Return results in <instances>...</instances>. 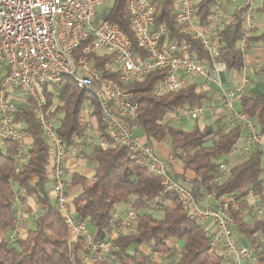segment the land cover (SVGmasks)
<instances>
[{
	"label": "built area",
	"instance_id": "built-area-1",
	"mask_svg": "<svg viewBox=\"0 0 264 264\" xmlns=\"http://www.w3.org/2000/svg\"><path fill=\"white\" fill-rule=\"evenodd\" d=\"M114 1L0 0V141L16 143L20 164L28 162L29 132L14 122L18 109L14 93L18 91L31 102L49 146L53 165L51 195L69 230L70 243L84 238L87 250L97 253V259H102L107 251L118 249L114 247V240L134 231L140 215L156 214L171 207L168 197L174 195L188 219L200 226L211 251L221 258L220 264H262L256 249L235 236L233 210L239 208L237 200L232 196L218 198L212 191L198 203L190 186L171 172L169 161L161 159L153 145L136 131L139 104L129 86L143 84L151 74L163 71L164 78L155 84L152 94L164 97L187 88L191 85L190 79L202 81L205 89L215 88L222 96L218 114L225 117L223 128L242 125L247 133L244 145L241 148L236 145L231 154L247 155L263 146L253 118L234 108L235 100L254 87L248 78V67L245 65L243 69L239 87L226 88L225 43L219 39L218 31L238 14L244 27L238 46L248 55L251 37L262 30L258 10L264 0H229L233 5L231 13L226 9L225 0H213L205 25L199 19L202 0H168L174 8L179 34L201 44L209 56L208 62L198 61L187 45L170 39L164 24L156 25L153 0H128L134 43L117 23L108 21L101 13L102 8ZM262 66L258 64L259 69ZM63 79L72 80L91 99L83 103L79 118L83 134L74 135L69 148L57 134V120L63 115L52 116L54 107L48 106L46 98V87ZM208 110L209 106L201 105L171 111L167 121L172 125L189 119L199 121ZM115 147L124 148L131 160L139 161L159 178L161 192L146 200L142 207L136 205L137 197L131 196L126 202L127 211L123 215L114 214L111 219L110 240L97 242L87 223L77 219L71 210L66 190L67 165L85 158L90 148L106 151ZM175 157L173 152L170 160H176ZM230 172L228 163H219L215 185L223 184ZM19 196L26 197L23 192ZM251 197L255 202L248 209L259 218L264 214V200L252 191L247 199ZM210 199L217 201V205L208 204ZM17 215L20 223L24 214L19 211ZM14 241L13 235L10 242ZM175 242L171 249L179 247ZM261 252H264V243ZM153 257L162 258L151 251L150 264H154ZM85 260L92 264L90 257Z\"/></svg>",
	"mask_w": 264,
	"mask_h": 264
},
{
	"label": "trees",
	"instance_id": "trees-1",
	"mask_svg": "<svg viewBox=\"0 0 264 264\" xmlns=\"http://www.w3.org/2000/svg\"><path fill=\"white\" fill-rule=\"evenodd\" d=\"M212 3L213 0H202L199 4L202 25L209 21ZM153 4L156 25L164 24L170 39L187 45L198 61L208 62L209 56L201 44L179 34L172 3L153 0ZM101 11L108 21L117 23L135 43L130 30L128 0H115ZM259 13L262 16V30L250 40L252 44H261L264 49V6ZM243 31L238 14L229 25L218 31L219 39L225 43L224 60L228 71L239 76L245 67V53L238 46ZM260 72L259 83L239 101L241 111L253 118L259 133L264 135V67ZM163 78L164 72L159 71L151 74L145 83H132L129 86L134 100L139 104V119L134 124L136 131L151 144L168 145L177 153L175 159L182 168L194 172L196 178L188 181V184L198 203H202L212 191L217 193L218 198L234 197L239 204V208L233 210L235 236L245 244L261 248L259 237L264 236V218L247 221L244 213L248 208L247 196L250 191L264 200V147L254 149L243 163L231 168L223 184L215 185L220 160L228 157L238 145L244 128L242 125L223 128L222 119L204 127L196 121L191 131L169 125L167 116L171 111L201 106L208 93L200 91L197 84H191L178 93L156 97L152 94L153 88ZM18 94V91L14 93L16 101ZM46 98L48 106L54 107L52 116L63 115L57 120V134L69 148L73 136L83 134L79 118L83 103L91 99L70 79L48 85ZM28 102L27 105L18 106L14 114V122L29 132L28 162L20 164L16 143L0 141V264H88L86 257L91 258L92 264H150L149 255L141 249L144 246L164 258L160 264H220L221 258L211 251L200 226L188 219L173 195L169 196L171 207L156 214L140 215L135 230L115 239L113 244L118 249L108 251L102 259H97V253L87 250L84 238L70 243L69 230L50 196L49 146L32 111L31 102ZM91 104L95 103L91 101ZM97 109L96 106V114ZM86 158L93 166L92 176L85 177L76 172L68 182V189L74 186L82 188L72 202V210L77 219L87 223L97 242L108 241L116 207L134 195L137 197L136 205L142 207L146 200L159 196L160 180L139 161L131 160L121 147L106 151L90 148ZM18 168L19 173H16ZM21 192L34 196L40 204L36 217L31 210L26 212L30 221L26 239L19 238L17 233V214L25 206L24 198L19 196ZM13 235L15 241L11 243ZM173 240L179 243V247L171 249ZM258 258L264 264V252Z\"/></svg>",
	"mask_w": 264,
	"mask_h": 264
},
{
	"label": "crops",
	"instance_id": "crops-1",
	"mask_svg": "<svg viewBox=\"0 0 264 264\" xmlns=\"http://www.w3.org/2000/svg\"><path fill=\"white\" fill-rule=\"evenodd\" d=\"M263 6H264V1L260 4L259 10H261ZM226 9H227V11L229 13H231L233 11V10H231V11L228 10L229 6L227 5V3H226ZM259 10H258V14L260 15ZM259 19H260V17H259ZM259 21H260V23L262 25L261 20H259ZM250 49L253 52H251V54L248 53V55L245 56V65H247V63H250V65H251L252 62L258 61L257 57H259V55H260L261 59L259 61H260V63L263 64V66H262V68H263L264 67V51H263L264 49H263V46L261 44H259V43H256V44H252V48H250ZM253 77H255V74L253 75ZM241 82H242L241 76L237 75V73L227 71L226 74L224 75V83H225L226 88L234 89L236 87H239L241 85ZM189 83L190 84H197L198 85V89L200 91H202L203 93L204 92L208 93L207 98L202 101V105L209 106L210 110H208L206 112L204 118L201 119L202 121L201 120L198 121V124L201 127L208 126V125H213L219 119H222L221 120V124L225 123L226 122L225 118H223L222 116H220L218 114V111H219L218 109L221 108V106H222V96L218 93L217 89L212 88L211 90L208 91L203 86V82L202 81H198L197 82L195 79H190ZM253 85L256 86L257 84L254 83ZM234 108L236 110H238V111H241L239 98H237L235 100ZM190 123H193V124L191 125ZM194 123H196V121L189 119V120L183 121L180 124L182 125L183 130L191 131L193 129V127L195 126ZM246 135H247V133L244 130V132L242 134V137H241V139H240V141L238 143V146L240 148L245 143ZM261 136H262L263 147H264V135H261ZM153 147H154V149H155V151H156V153H157V155L159 157H161L162 159H164L166 161H169V167H170L171 172L174 175H176L179 178H181L187 185H189L188 181H192V180H194L196 178L194 172H192L190 170L185 171L177 160H174V161L170 160V157H172V154H173V150L170 149V147L166 146L164 143H153ZM245 159H246L245 155H242L240 153L230 154L228 156V158H227V162H228V165L233 168V167L238 166L241 163H243L245 161ZM52 166L53 165H52V162H51V164L49 166V169H48L51 177H52V171H53ZM76 172L80 173L82 176L90 177L93 174V166L89 163L87 158H83L81 160L69 162L68 165H67V175H68L67 178H69V180H70L71 176L69 177V174L73 175ZM263 178H264V175H263ZM68 185H69V183L67 182L66 190H67V194H68L70 207H71V210H72V202L78 196V194L81 192L82 188L80 186H74V187H72V188L70 187L68 189ZM50 196H51V198H53L51 194H50ZM23 202H25V206H23L22 208H24V209H21L20 211L24 214V216H23L21 222L19 223V226H18V229H17V233H18L19 238L26 239L27 235H28V229L30 227V221L27 218L26 212L28 210L29 211L31 210V212H32V214L34 216L37 215V213H38V211L40 209V204L37 202V200H36V198L34 196H26L24 198ZM247 202H248V205L251 204V203H254L255 202V198L251 197V198L247 199ZM207 203L212 205V206H216L217 205V201H215L214 199L208 200ZM126 211H127V203L125 202V203H123L121 205H118L116 207L115 214L123 215ZM244 216H245L247 221H253V220L255 221V220L264 218V214L261 215L259 218H257L255 216V214L248 208L246 209V211L244 213ZM261 237H262V239H260V241L262 242V245H263L264 236L261 235L259 238H261ZM175 243L176 242L174 240L171 241V246L175 245ZM261 248H255L256 251L258 252V255L261 252ZM141 249L145 253H148V252H146L144 250V247H142ZM149 251H150V249H149ZM107 253H108V251L103 253V255L107 254ZM153 259H155V262H156V260L161 259V258L160 257L159 258L153 257ZM159 262L161 263L162 260L159 261Z\"/></svg>",
	"mask_w": 264,
	"mask_h": 264
},
{
	"label": "rangeland",
	"instance_id": "rangeland-1",
	"mask_svg": "<svg viewBox=\"0 0 264 264\" xmlns=\"http://www.w3.org/2000/svg\"><path fill=\"white\" fill-rule=\"evenodd\" d=\"M226 1V3H227V5L229 6V11H231V10H233V5L232 4H229V0H225ZM101 13L103 14V11H101ZM259 15V14H258ZM259 17H260V19L262 20V17L259 15ZM251 52H253V51H251V49H249V51H248V53L249 54H251ZM253 54V53H252ZM261 58H260V55H259V57H257V60L258 61H255V62H252V64L250 65V63H247V66H248V78H249V80H250V82H252L253 84L254 83H256V84H258L259 83V81L261 80V72H260V70L261 69H259L258 68V64H260V60ZM254 72V73H253ZM257 73V74H256ZM259 73V74H258ZM255 74V77H253V75ZM241 76V79H242V77H243V73L240 75ZM242 83V82H241ZM18 99H17V102H16V104H17V106H20V105H27V104H29V102H28V100H27V98L23 95V94H21V93H19L18 94ZM167 120H170L169 119V117L167 118ZM202 121V120H201ZM191 125L193 124V123H190ZM195 124V123H194ZM169 125H172V124H170L169 123ZM172 126H175V127H178V128H182V125L181 124H173ZM183 129V128H182ZM165 144V143H164ZM152 145H153V143H152ZM166 145V144H165ZM166 146H168V145H166ZM169 147V146H168ZM170 149H172V148H170ZM174 152V151H173ZM175 153V155L177 154L176 152H174ZM231 154V153H230ZM87 155V154H86ZM86 155H85V158H86ZM248 155V154H247ZM247 155H245V157H247ZM161 158V157H160ZM227 158L228 157H226V158H224V159H222V160H220V163L221 162H224V163H226L227 162ZM162 159V158H161ZM164 160V159H163ZM171 161H174V160H171ZM228 163V162H227ZM180 164V163H179ZM181 165V164H180ZM229 167H231V166H229ZM232 168V167H231ZM68 176V175H67ZM70 176H72V174H69V177ZM176 176V175H175ZM178 179H180L182 182H184L181 178H179L178 176H176ZM68 179V182H69V178H67ZM185 183V182H184ZM171 196V195H170ZM174 196V195H173ZM168 199H169V197H168ZM172 203V202H171ZM115 214V213H114ZM113 214V215H114ZM249 220V219H248ZM235 230V229H234ZM144 250L146 251V252H148V253H146V254H150V251H149V248L147 247V246H144ZM164 258L162 257L161 259H158V260H156V262H155V259H153V263L154 264H159L160 262L159 261H161V260H163ZM115 261V260H114ZM116 263V262H115Z\"/></svg>",
	"mask_w": 264,
	"mask_h": 264
}]
</instances>
